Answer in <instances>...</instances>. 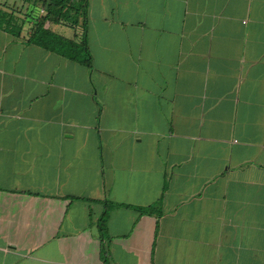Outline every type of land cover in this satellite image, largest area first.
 <instances>
[{
  "label": "crops",
  "instance_id": "crops-1",
  "mask_svg": "<svg viewBox=\"0 0 264 264\" xmlns=\"http://www.w3.org/2000/svg\"><path fill=\"white\" fill-rule=\"evenodd\" d=\"M47 28L83 60L0 27V264H264V0Z\"/></svg>",
  "mask_w": 264,
  "mask_h": 264
},
{
  "label": "trees",
  "instance_id": "trees-1",
  "mask_svg": "<svg viewBox=\"0 0 264 264\" xmlns=\"http://www.w3.org/2000/svg\"><path fill=\"white\" fill-rule=\"evenodd\" d=\"M22 9L26 8L28 14L20 18L18 14L0 7V27L15 36H20L27 24L32 25L29 41L43 46L46 49L60 52L62 55L82 61L85 57L86 44H77L54 33L47 28L48 24H64L72 27L82 26L86 30L88 22V3L90 0H18ZM43 9L44 14L39 15ZM89 55V54H88ZM89 64L90 59H84ZM112 205L106 204V210L98 222L101 234L106 235L108 229V215ZM139 211L150 212L139 208Z\"/></svg>",
  "mask_w": 264,
  "mask_h": 264
},
{
  "label": "rangeland",
  "instance_id": "rangeland-1",
  "mask_svg": "<svg viewBox=\"0 0 264 264\" xmlns=\"http://www.w3.org/2000/svg\"><path fill=\"white\" fill-rule=\"evenodd\" d=\"M22 3L18 0H9L0 2V7L6 8L7 10H11L18 14L20 18L26 17L28 14V10L26 8L22 9ZM32 29V25L29 23L25 26L24 31L28 33Z\"/></svg>",
  "mask_w": 264,
  "mask_h": 264
},
{
  "label": "built area",
  "instance_id": "built-area-1",
  "mask_svg": "<svg viewBox=\"0 0 264 264\" xmlns=\"http://www.w3.org/2000/svg\"><path fill=\"white\" fill-rule=\"evenodd\" d=\"M42 12L44 13V10H42Z\"/></svg>",
  "mask_w": 264,
  "mask_h": 264
}]
</instances>
